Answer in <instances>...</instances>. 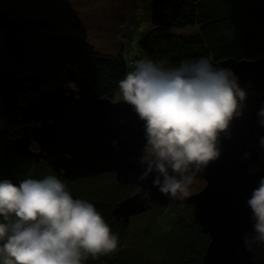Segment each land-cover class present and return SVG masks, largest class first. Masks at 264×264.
Wrapping results in <instances>:
<instances>
[{
    "label": "clouds",
    "instance_id": "1",
    "mask_svg": "<svg viewBox=\"0 0 264 264\" xmlns=\"http://www.w3.org/2000/svg\"><path fill=\"white\" fill-rule=\"evenodd\" d=\"M117 84L113 102L129 105L143 125V170L137 179L154 174L152 185L162 195L185 200L197 174L219 157L220 134L243 114L248 92L232 68L203 56L178 65L139 58ZM256 116L264 128V103ZM258 143L264 148V135ZM137 185L134 194L143 192L141 199L151 204L150 194ZM246 204L253 223L244 244L254 250L264 247V176ZM118 243L94 203L74 197L57 176L19 183L0 178V264H85L116 251Z\"/></svg>",
    "mask_w": 264,
    "mask_h": 264
},
{
    "label": "trees",
    "instance_id": "2",
    "mask_svg": "<svg viewBox=\"0 0 264 264\" xmlns=\"http://www.w3.org/2000/svg\"><path fill=\"white\" fill-rule=\"evenodd\" d=\"M149 20V30L137 42L145 58H167L178 65L183 59L201 56L213 61L254 60L264 54V0H151ZM188 27L195 31L181 32ZM54 30L56 24L48 16L26 18L0 9V74L10 68L18 76L38 74L45 86L53 88L56 84H68L64 73L71 68L84 76L101 97L113 100L118 80L134 66V60L125 58L122 51L102 53L82 38L61 37ZM36 97L31 92L21 94L18 102L26 103ZM20 127L16 110L4 113L0 108V178L19 183L24 178L55 175L74 197L93 202L119 237L116 251L89 257L85 264L201 262L209 236L201 231L191 206L168 203L147 210L148 220L141 223L138 220L136 228L129 231L127 224L132 218L145 212L127 222L116 220L110 212L116 203L135 192V185L117 182L112 173L65 179L62 172L53 171L43 160L35 162L33 157L15 150L13 141L20 136ZM36 148L31 143L30 149ZM83 180L88 181L85 188ZM180 208L190 213L181 212L180 216ZM154 229L161 231L164 237L160 238L161 243L167 242L158 259L147 261L144 254L141 257V253H147L146 248L143 251L131 243L144 244L142 240L149 236L146 247L155 249L150 235ZM124 250H133L134 255L125 256Z\"/></svg>",
    "mask_w": 264,
    "mask_h": 264
},
{
    "label": "water",
    "instance_id": "3",
    "mask_svg": "<svg viewBox=\"0 0 264 264\" xmlns=\"http://www.w3.org/2000/svg\"><path fill=\"white\" fill-rule=\"evenodd\" d=\"M210 60L232 68L248 96L243 114L234 117L220 134L219 157L197 174L204 186L183 201L162 195L152 185L154 174L137 179L143 170L139 162L144 146L142 121L126 103L101 97L71 68L64 73L68 84L53 88L42 87L46 82L38 74L18 76L11 68L5 70L0 74V108L4 113L16 110L19 115L21 133L13 141L18 153L35 162L43 160L65 179L113 173L117 182L136 188L139 184L150 194L151 204L141 199L143 192L116 203L110 212L116 220L127 222L168 203L192 205L193 217L209 236L199 264H264V247L249 250L244 244L253 223L246 198L264 176V148L258 143L264 128L256 123L257 109L264 103V54L254 60ZM28 92L36 93V99L18 103L19 96ZM32 142L36 150L30 149Z\"/></svg>",
    "mask_w": 264,
    "mask_h": 264
},
{
    "label": "rangeland",
    "instance_id": "4",
    "mask_svg": "<svg viewBox=\"0 0 264 264\" xmlns=\"http://www.w3.org/2000/svg\"><path fill=\"white\" fill-rule=\"evenodd\" d=\"M0 9L26 18L48 16L56 24L55 35L82 38L102 53L114 54L122 51L127 59L135 61L145 58L138 48L137 42L150 28L151 0H0ZM193 31L195 28L192 27L181 30L184 34ZM133 67H130L129 71ZM47 87L51 88L52 86H45V88ZM117 93L118 91L115 95ZM28 98L29 96L26 99ZM29 124L34 125L33 122H29ZM82 182L84 187L88 181L83 180ZM202 184V180L195 178L190 193L200 189ZM180 209L178 210L180 216H182L181 212L183 214L190 213L187 209ZM149 213L145 212L142 214L143 216L132 218L127 224L129 231L136 228L138 220L140 223L147 221ZM150 235H152L151 240L155 249L146 247L148 240L150 241L149 236L142 240L145 242L144 244H139L137 241L131 243L128 241L129 238H126V241L132 245L135 244L136 248L141 250L146 248L147 253H141V257L144 254L147 261L158 259L167 242L163 240L161 243L160 238H164L161 231L158 232L154 229ZM121 248L125 249V247ZM124 252L127 257L134 255L133 250H124Z\"/></svg>",
    "mask_w": 264,
    "mask_h": 264
},
{
    "label": "flooded vegetation",
    "instance_id": "5",
    "mask_svg": "<svg viewBox=\"0 0 264 264\" xmlns=\"http://www.w3.org/2000/svg\"><path fill=\"white\" fill-rule=\"evenodd\" d=\"M28 93H29V92H28ZM31 93H32V92H31ZM33 94H36V93H33ZM36 95H37V94H36ZM18 103H19V102H18ZM20 104H25V103L22 102V103H20ZM32 143H33V142H32ZM36 149H37V148H36ZM112 175H113V177H114V174H113V173H112ZM200 180H201V179H200ZM202 182H203V184H202V187H203L205 183H204L203 180H202ZM202 187H201V188H202ZM201 188H200V189H201ZM200 189H198V190H200ZM198 190H197V191H198ZM197 191H195V192H197ZM195 192H191V194H192V193H195ZM188 206H191V207H192V205H188ZM192 208H193V207H192Z\"/></svg>",
    "mask_w": 264,
    "mask_h": 264
}]
</instances>
